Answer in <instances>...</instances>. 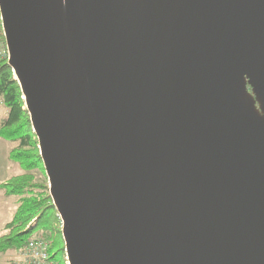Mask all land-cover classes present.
Segmentation results:
<instances>
[{
    "label": "water",
    "instance_id": "water-1",
    "mask_svg": "<svg viewBox=\"0 0 264 264\" xmlns=\"http://www.w3.org/2000/svg\"><path fill=\"white\" fill-rule=\"evenodd\" d=\"M67 264H264V0H0Z\"/></svg>",
    "mask_w": 264,
    "mask_h": 264
},
{
    "label": "trees",
    "instance_id": "trees-1",
    "mask_svg": "<svg viewBox=\"0 0 264 264\" xmlns=\"http://www.w3.org/2000/svg\"><path fill=\"white\" fill-rule=\"evenodd\" d=\"M0 45L5 47L1 23ZM0 105L5 109L0 121V139L15 144L10 151V159L25 172L0 185L5 197L14 196L18 202L13 218L4 225L0 235V254L11 250L18 254L34 239L46 243L52 262L66 264L63 244L57 250L63 253L58 262L54 261L56 253L50 252L55 245L54 234L60 235V220L49 196L37 139L32 132L19 84L7 64L6 54H0ZM32 171L41 172L44 180L38 182ZM14 259L10 264L14 263Z\"/></svg>",
    "mask_w": 264,
    "mask_h": 264
},
{
    "label": "rangeland",
    "instance_id": "rangeland-1",
    "mask_svg": "<svg viewBox=\"0 0 264 264\" xmlns=\"http://www.w3.org/2000/svg\"><path fill=\"white\" fill-rule=\"evenodd\" d=\"M4 48L6 50V47L0 45V54H3ZM4 115H5V109L0 105V121L4 117ZM14 146L15 144L0 139V185L10 180H13L14 177L25 174V172L19 167V165L14 163L10 159V151ZM31 173L35 176V179L38 182H42L44 180V176L41 172L32 171ZM17 207H18L17 198L14 196L5 197L3 195V191L0 190V235L3 233L4 225L10 222L11 219L13 218ZM59 230H60V235L54 234L53 236V241L55 245L50 251L52 254L56 253V256L54 258L55 262H58L63 255L62 252L57 251L59 248H61L62 244L64 246L61 235V227ZM0 256L4 257L3 261L0 260V264H10L9 261L15 258L17 254L16 251L11 250L3 254H0Z\"/></svg>",
    "mask_w": 264,
    "mask_h": 264
},
{
    "label": "built area",
    "instance_id": "built-area-1",
    "mask_svg": "<svg viewBox=\"0 0 264 264\" xmlns=\"http://www.w3.org/2000/svg\"><path fill=\"white\" fill-rule=\"evenodd\" d=\"M3 54L7 55V51L4 50ZM13 264H55V263L50 260V257L47 253L46 243L43 241L32 239L29 241L26 248H24L22 251H20L17 254Z\"/></svg>",
    "mask_w": 264,
    "mask_h": 264
},
{
    "label": "crops",
    "instance_id": "crops-1",
    "mask_svg": "<svg viewBox=\"0 0 264 264\" xmlns=\"http://www.w3.org/2000/svg\"><path fill=\"white\" fill-rule=\"evenodd\" d=\"M3 259H4V257H3V256H0V260L3 261ZM10 261H11V260H10ZM10 261H9V263H10Z\"/></svg>",
    "mask_w": 264,
    "mask_h": 264
}]
</instances>
